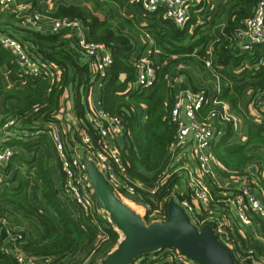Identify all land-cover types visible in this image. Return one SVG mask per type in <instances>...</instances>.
I'll return each mask as SVG.
<instances>
[{
	"label": "trees",
	"instance_id": "trees-1",
	"mask_svg": "<svg viewBox=\"0 0 264 264\" xmlns=\"http://www.w3.org/2000/svg\"><path fill=\"white\" fill-rule=\"evenodd\" d=\"M89 1L94 4V8L60 4L55 15L79 19L89 40L103 43L111 50L114 61L101 82V107L108 114L119 116L123 120L125 131L120 144L122 162L126 173L143 185L138 188L139 200L136 201L140 205L150 203L152 209H157L168 196L175 194L177 198L180 197L178 188L184 179L182 172H177L167 181L161 182V176L166 171L168 163L169 146L174 141L178 129L177 123L172 118L175 93L171 94L173 98L169 95L167 99L163 82L168 77L174 78L182 72L181 68L180 70L177 68L182 61L191 60L203 67L205 64L203 56H206L207 47L212 44L213 66L231 82V86L222 90L220 98L228 101L235 108H238L245 96L249 100L247 103L257 104L259 93L264 89V63L260 64V60L264 61V42L254 44L249 51L236 50L238 44L236 33L245 26V21L254 15L260 0H218L217 12L225 14L226 18L223 21L220 19V28L215 32L210 31L206 12L212 9L211 6L216 0H196L183 26L164 20L161 11L154 13L156 21L153 26L155 27L152 32L153 38L155 44L162 50L161 62H154L159 83L153 87L138 86L137 89L132 88V83L137 78L135 43L132 37L114 22L102 20L96 14L99 7L110 2L122 4L124 0ZM141 1L139 0L140 6ZM16 18L20 23L19 17ZM214 22L218 24L216 18ZM11 36L22 42L32 61L47 66L54 63L61 70L58 76H52L53 72L28 74L15 60L12 63V56L0 52L4 57L0 58L1 61L5 60L12 70L17 69L27 80L24 90L17 94L18 104L10 115L18 120V125L14 129L17 130V135L7 144L33 153V159L35 163L37 162L36 178L42 183L41 196L46 206L56 213L58 223L47 209L29 202L28 182L21 181L14 189L6 186L8 188L0 192V264H17L14 244L20 246L28 256L37 258L50 256L58 264H87L94 256L104 258L117 247L119 232L111 224L109 227L105 226L104 233L108 238L103 240L105 236L99 234L92 223L88 224L89 218L84 215L73 218L67 214L58 199V191H62V184L60 187L56 186L50 172V159H57L52 142L45 132L37 133L38 137H33L36 135V130H42L49 122L57 120L65 103L64 96L67 89L73 96L72 110L79 119L87 118L89 95L94 85V73L90 62L68 30L54 32L19 26ZM50 69L55 70L51 66ZM185 71L191 75L190 72ZM122 75H126L124 80ZM192 88L199 89L200 85H193ZM8 116L7 118H10ZM58 122L62 124L60 119ZM233 125L234 121H230L220 126L222 133L211 145L212 154L223 165L220 170L227 178L233 175L249 178L259 176L260 181L257 179L252 185L264 200L262 174L264 161L263 154L258 152L264 148V112L261 111L258 122H249L248 136L245 140H235L237 133ZM87 127L94 136H98L89 122ZM25 131L33 135L25 137L23 136ZM99 138L93 137L96 145H99ZM70 139L73 137H67L68 144ZM254 165L261 168L256 173L251 170ZM63 178L65 179L64 173ZM153 189L155 191L151 192ZM214 190L218 198H225L219 194L222 189ZM185 195L189 193L186 192ZM12 206L42 218L45 227L43 243L31 240L25 231L13 232L18 236L16 242L10 238L3 239L4 227L1 220L8 217L7 211ZM254 218L258 227H261L260 233L264 235V220L257 215H254ZM85 222L86 227H84ZM240 244L239 247L243 251L253 249L256 259H258L257 254L262 253L264 249L262 243L258 241H251L248 244L244 239ZM166 250L160 249L147 256H141L136 262L171 264L165 257ZM94 251L95 254L92 255Z\"/></svg>",
	"mask_w": 264,
	"mask_h": 264
},
{
	"label": "built area",
	"instance_id": "built-area-1",
	"mask_svg": "<svg viewBox=\"0 0 264 264\" xmlns=\"http://www.w3.org/2000/svg\"><path fill=\"white\" fill-rule=\"evenodd\" d=\"M16 1L0 0V7L11 8ZM195 1L142 0L141 7L148 14L155 15L154 13L161 11L164 20H170L178 26H183L190 16V9ZM17 16L23 27L30 26L42 30L44 25L42 13H22L17 14ZM52 30L54 32L70 31L76 45L85 53L90 62L94 73L93 83L100 80L102 82L107 75L108 68L114 61L111 50L103 43L89 40L83 24L77 18H53ZM236 36L237 46H240L241 50L249 51L254 44L264 42V0L259 1L254 15L245 21V26L237 31ZM248 37L251 38L249 43H247ZM0 45L8 48L16 55L17 60L28 74L39 73L38 64L31 60L20 40L15 37L4 36L0 37ZM207 53V57L204 58V65L219 77L218 71L213 66L211 47ZM263 63L264 61L260 60V64ZM135 65L137 78L132 85L155 86L157 73L154 61L149 57L142 56L135 59ZM50 66L51 68H59L54 63ZM50 66H45V68H50ZM221 93L222 90L217 85L202 83L199 89L189 87L175 95L172 118L177 123L178 129L174 141L169 146L168 163L166 171L161 176V182L167 181L174 173L182 172L183 182L187 184L184 191L188 192L189 195L183 194L178 198L175 194L168 196L157 209H152L150 203L140 205L136 201L138 188L143 185L126 173L122 162L120 144L125 131L123 120L119 116L108 114L101 107V102L96 103L93 98V91L88 100L93 108V113L89 114L88 112L87 118L80 120L76 116V112L72 110V114L75 116L70 119L73 129L69 135H66L62 124L58 122V117L56 121L49 122L44 129L36 130L35 134L45 132L50 137L65 177L62 183L63 194L73 203L76 216L84 215V217L89 218L90 223L88 222V224L92 223L99 234L105 236V226L109 227L111 224L115 229L116 227L111 222L109 212L98 203L84 156L95 163L121 200L126 204L127 202L134 203L143 210L141 215L147 224L156 221L167 222V203L171 198H175L188 213L192 223L199 229L206 225L213 227L219 239L232 250L238 264H261L260 260L254 258L255 251L253 249L246 251L240 249L239 246L241 245L235 235L236 227L246 229L249 226H258L254 215L264 220V201L257 195V191L252 185L257 180L254 177L233 175L228 178L229 182H223L217 169L216 159L211 151L212 143L218 140L220 138L218 136L222 133L220 126L226 125L230 121L236 122L231 104L220 98ZM256 103L260 111L264 112V89L260 91ZM88 122L94 127L98 136L91 133L87 127ZM17 125L18 120L15 117L0 119V137H2L0 139L1 182L3 181L1 177L4 173L3 169L15 155L14 150L6 145V142L12 137H16L17 130L14 129ZM67 137H73L69 140V144ZM93 137H100L99 145H96ZM186 153L189 158L187 162H185ZM232 179L239 183L233 184ZM216 188L222 189L219 194L225 198H218V194L216 195L214 190ZM178 189L180 193L181 188ZM154 191L155 189L151 190V192ZM1 223L3 227H6L10 222L4 217ZM84 227H86V222ZM10 234L9 238L16 242L18 236L15 233ZM107 238L105 236L103 240ZM13 247L17 264H58L50 256L31 257L20 246L14 244ZM164 249H167L165 257L171 264H202L175 247ZM94 254L95 251L92 255ZM104 258L94 256L93 260L87 264H100ZM134 264L138 263L135 262Z\"/></svg>",
	"mask_w": 264,
	"mask_h": 264
},
{
	"label": "crops",
	"instance_id": "crops-1",
	"mask_svg": "<svg viewBox=\"0 0 264 264\" xmlns=\"http://www.w3.org/2000/svg\"><path fill=\"white\" fill-rule=\"evenodd\" d=\"M60 4H74L78 6H86L89 8H94V4L89 0H17L15 4L12 5L11 8L4 9L0 7V37H12L11 33L16 31V28L19 26H22L17 21V15L16 14H22V13H31V12H40L44 16V25L42 30L45 31H53L52 30V20L56 17L55 13L58 10V6ZM212 9L216 8L214 5V2L212 4ZM97 13L102 20H110L114 22L122 31L129 34L134 43H135V59L146 56L151 58L152 61L159 63L161 62V53L162 50L155 44L154 38H153V30L155 27L154 23L156 21V17L153 14H148L143 11L142 7L139 5V0H124L123 3H117V2H110L109 4H106L102 7H99L97 9ZM219 13V12H218ZM219 15H223V13H219ZM220 18V17H219ZM224 23V22H223ZM222 23V24H223ZM222 26V25H221ZM220 28V24H216L212 27L210 30L211 32H215ZM211 49L212 44H210ZM209 47H207V52H209ZM0 52H6L8 55L12 56L11 61L14 63V60L17 64H20V62L17 60L16 55L11 52L8 48H5L4 46L0 45ZM206 56L203 58L207 57ZM193 55H195L193 53ZM2 55H0V58H4ZM204 60V59H203ZM38 64V63H37ZM36 64V65H37ZM21 65V64H20ZM45 64H38L37 67L39 68V73H46L47 69L53 72L51 73L52 76H58L61 73L60 68H54L55 70H52L50 68H45V66H42ZM195 67L196 71V63L192 62L191 60H185L182 61L178 65L177 68L180 70L182 69V72L179 73L180 80L174 82V78H170L169 81L165 79L163 82L164 85V93L166 95V98H169V95L172 93L175 95L181 91L185 90L189 87H193L195 83L197 85H200L202 83L204 84H214L217 85L221 90H224L227 86H231V82L229 79L223 77L219 72L220 76L217 77L213 72L209 71L205 65L202 68L197 69V73L195 75L187 76L185 75L186 71H191L190 66ZM49 67V66H47ZM185 69V70H184ZM172 77V76H171ZM126 78V75H122V80ZM27 80L24 77V74L22 75L21 72H19L17 69L12 70L10 66L3 60V62L0 59V119H4L10 117L11 113L13 112L15 106L18 104V97L17 94L21 93L24 90V87L26 85ZM175 84H174V83ZM159 83V81H157ZM97 85V87H96ZM101 80L94 83L92 89H93V98L96 103L100 102V89H101ZM132 88L137 89L138 86L132 85ZM172 96V95H171ZM173 98V96H172ZM64 108L68 110L66 119L64 121H61L63 124V129L65 130L66 135H69L70 132H72V121L70 120L72 116H75L72 114V108H73V96L72 92L67 89L65 91L64 96ZM248 97L245 96L244 99H242V102L238 105V108H235L231 105V109L234 115V129L237 133V137L235 140H245L248 136V129H249V122L250 121H259V117L261 116V111L259 108L252 107L251 104L253 103H247ZM143 108H146V106H143ZM255 108V112L253 110ZM246 111V112H245ZM247 113V114H246ZM76 114V113H75ZM77 116V114H76ZM258 116V117H257ZM78 117V116H77ZM79 118V117H78ZM60 119V117H58ZM144 123H147V117L146 114L144 115ZM145 123V124H146ZM238 123H240L238 125ZM33 134H30L28 132H24L23 136L30 137ZM18 137V136H17ZM33 137H38L36 134ZM2 137H0L1 139ZM50 138V137H49ZM51 140V139H50ZM9 142V141H8ZM6 142V145H8ZM116 143V141H113ZM11 147L15 152V157L12 159L10 163L5 168V172L1 175L3 178L2 180L7 181L6 183H1L0 181V192H3L5 188L12 187V189L18 187L19 182L25 181L28 182V199L29 202L32 203V205L40 207V205L47 209L48 212L53 216V218L58 223V217L54 210L46 206L45 202L43 201V198L41 196V189H42V183L41 180L36 178V163L35 159H33V153L25 150L24 148H18L11 145H8ZM53 150L55 152V149L53 147ZM258 152L263 154V161H264V148L262 150H258ZM55 155V154H54ZM188 154H185V162L188 161ZM30 162H32L30 164ZM263 163V162H262ZM20 164H24V168L27 169L26 175L22 174V170H18V174L16 175V166H20ZM217 169L220 173L221 180L223 182H229L228 178L224 176L220 169L223 168V165L216 160ZM50 172L52 175V178L54 180V183L56 186L60 187L63 181V172L61 170L60 162L57 160L50 159ZM262 166V165H261ZM255 167V171L252 170V168ZM251 170L253 173H256L258 169H261L260 167L254 165L252 166ZM19 171L21 174H19ZM261 172V171H260ZM264 175V172H262ZM23 175V177H22ZM25 179L23 180V178ZM254 179H259V176L254 177ZM240 181V180H239ZM241 182V181H240ZM40 183V184H39ZM233 184H237L236 180L232 179ZM18 185V186H17ZM8 186V187H6ZM187 187V184L182 181V184H180V196L183 194H186V191L184 189ZM10 189V188H9ZM254 190H257L256 188ZM58 191V190H57ZM258 191V190H257ZM257 195L263 200L261 194L259 191L257 192ZM58 199L61 202V206L66 210L67 214L69 216H72L73 218L76 217V210L66 196L63 194V192L58 191ZM264 201V200H263ZM11 206V205H9ZM28 207V205H26ZM8 217H6L9 220V224L4 227L3 230H6L7 236L3 239L9 238L10 233H13L15 231H25L27 236L33 240L37 241L39 243L44 242V235H45V227L42 222V218L39 216H36V214L27 213L24 211H20L18 208L12 206L7 211ZM261 228V227H260ZM260 228L256 226H249L246 227V229H239L236 227L235 235L239 238L238 242L239 244L243 242V240H247L248 244L251 241H258L262 243V246L264 247V235L260 233ZM241 245V244H240ZM258 259L261 262H264V249L262 253H258ZM37 258V257H36Z\"/></svg>",
	"mask_w": 264,
	"mask_h": 264
},
{
	"label": "water",
	"instance_id": "water-1",
	"mask_svg": "<svg viewBox=\"0 0 264 264\" xmlns=\"http://www.w3.org/2000/svg\"><path fill=\"white\" fill-rule=\"evenodd\" d=\"M236 50H241L240 46ZM84 160L99 205L109 212L112 224L124 233V238L100 264H134L139 257L166 247H175L202 264H238L213 227L206 225L199 229L175 198L167 203V222L147 224L140 213L117 196L95 163L86 156ZM2 234L5 238L6 230Z\"/></svg>",
	"mask_w": 264,
	"mask_h": 264
},
{
	"label": "rangeland",
	"instance_id": "rangeland-1",
	"mask_svg": "<svg viewBox=\"0 0 264 264\" xmlns=\"http://www.w3.org/2000/svg\"><path fill=\"white\" fill-rule=\"evenodd\" d=\"M214 5L216 6V8H214V9H209L207 12H206V16H207V24L208 25H210V29H212V27L213 26H215L216 24H215V22H214V19L216 18V20L218 21V24L221 22V21H223L225 18H226V15L225 14H223L222 16L221 15H218V12H217V6H219V2H218V0H216V1H214ZM212 8V7H211ZM218 16V17H217ZM220 17V18H219ZM220 19H221V21H220ZM211 50H213V48L211 49ZM194 62V61H193ZM194 64H195V62H194ZM196 66H198V67H196V71H195V67H194V65L193 66H190V70L191 71H188V72H190L192 75H195L196 73H197V69L200 67V68H202V65L200 66L199 64H196ZM46 73H50V71L49 70H47V72ZM36 75V74H35ZM185 75H187V76H189L188 75V73H185ZM191 76V75H190ZM190 76H189V78H190ZM178 79L180 80V77H179V75H176L175 76V78H174V82L175 81H178ZM167 80L169 81V77L167 78ZM170 82V81H169ZM173 82V83H174ZM175 84V83H174ZM195 85H196V83H195ZM96 87H97V85H96ZM251 106L252 107H255V108H258L257 106V104H255V103H253V104H251ZM255 108H253V110H254V112L256 111L255 110ZM88 112H89V114L90 113H93V108L90 106V103H89V106H88V110H87ZM67 112H68V110L67 109H65L64 107H63V109L60 111V113L58 114V117H60V120L61 121H64V119H66V115H67ZM246 112V111H245ZM247 114V113H246ZM258 117V116H257ZM80 120H82V119H80ZM79 120V121H80ZM58 159H56L55 161H57ZM24 164H20V166H19V168H18V166H16L17 168H16V175L18 174V171H17V169L18 170H22V174H24V175H26V171H27V169H25L24 167ZM19 171V174H21V172ZM22 177H23V175H22ZM25 179V177L23 178V180ZM7 181H2L1 183H6ZM141 212L143 213V210H141ZM141 213V214H142ZM116 230L119 232V242L124 238V233L122 232V231H120L119 229H117V227H116ZM147 256V255H146ZM150 258L151 259H153L151 256H150ZM261 264H264V262H261Z\"/></svg>",
	"mask_w": 264,
	"mask_h": 264
},
{
	"label": "bare ground",
	"instance_id": "bare-ground-1",
	"mask_svg": "<svg viewBox=\"0 0 264 264\" xmlns=\"http://www.w3.org/2000/svg\"><path fill=\"white\" fill-rule=\"evenodd\" d=\"M135 211L139 212L141 214V209L134 203L127 202Z\"/></svg>",
	"mask_w": 264,
	"mask_h": 264
}]
</instances>
